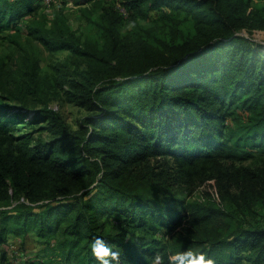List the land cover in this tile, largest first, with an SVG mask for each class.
Listing matches in <instances>:
<instances>
[{
    "label": "trees",
    "instance_id": "16d2710c",
    "mask_svg": "<svg viewBox=\"0 0 264 264\" xmlns=\"http://www.w3.org/2000/svg\"><path fill=\"white\" fill-rule=\"evenodd\" d=\"M31 4L0 0V30L16 27ZM162 5L193 11L195 20L184 30L172 19L159 49L131 44L118 29L119 9H105L94 20L101 46L82 43L64 19L52 34L28 26L50 53L69 51L74 58L63 84L71 100L90 111L76 129L36 94L42 93L39 61L24 62L9 80L0 62V246L10 233L37 228L73 264H100L91 250L97 236L121 249L120 264H152L157 255L162 264H176L187 250L214 264H237L245 253L255 264L264 261V229L230 231L223 224L227 213L217 206L189 203L180 211L174 196L129 187L132 179L145 178L144 162L173 155L182 181L214 179L227 192H243L232 198L264 199V165L218 158L235 137L264 152V47L239 35L264 29V0L130 1L142 18ZM231 105L247 115L229 132ZM28 119L47 123L40 128L51 137L14 135ZM253 187L257 195L247 190ZM210 221L218 226L202 229ZM159 231L172 235L165 241L154 236Z\"/></svg>",
    "mask_w": 264,
    "mask_h": 264
},
{
    "label": "rangeland",
    "instance_id": "374dc122",
    "mask_svg": "<svg viewBox=\"0 0 264 264\" xmlns=\"http://www.w3.org/2000/svg\"><path fill=\"white\" fill-rule=\"evenodd\" d=\"M27 1L33 5V7L28 6L32 12L28 11L19 20L16 27L11 26L0 30V62L4 63L5 70L10 71L6 74L9 80L12 76L17 77V71L24 62L39 61L41 77L39 88L42 93L36 94L47 100L53 109L60 112L66 123L73 129L77 128V123L82 118L90 114L88 108L71 100L68 82L63 84L66 79L62 75L74 71V58H71L69 51L50 53L41 41L29 34L28 26L30 24L41 27L52 34L59 19H64L67 22L64 20L62 22L71 28L82 43L92 41L101 46L103 41L99 37L94 20L105 9H119L124 17L120 19L118 29L126 36V39L137 48L154 47L159 49L162 48L161 40L166 38L165 34L172 19L179 18L182 23L181 29L184 30H192V21L195 20L193 11L179 10L164 5L148 11V14H145L146 18H142L144 14H139L130 7L131 0H96V2L93 0L88 6L81 4V0H24V2ZM255 2L262 3L263 0H255ZM88 7H91L92 11ZM16 28L21 31L19 35L14 33ZM239 35L247 36L264 47V29L253 31L242 29ZM7 87L14 88V86ZM33 101L37 102V98ZM230 109L233 114L225 122L230 127L227 129L229 132L231 127L237 130L239 123H242L247 115L239 106L231 105ZM47 125L45 122L34 123L28 119L26 123L18 125L19 130L15 131L14 135L26 134L35 139L38 137L49 139L51 137L49 132L40 128L47 127ZM235 139L236 137L232 140L229 139L227 146L224 147V152L218 157L220 161L253 168L264 165V152L250 148L243 142L236 143ZM178 166L180 165L173 155L153 156L144 162L145 178L138 176L136 179H132L129 182V187H134L135 191L139 193L146 191L151 196L164 194L174 196L182 202L178 208L180 211L186 210L189 203L217 206L227 213V221L223 224L224 226L227 224L230 231L250 228L264 229V199L250 195L245 200L232 198L230 193L238 194L242 198L243 192L236 187L229 188L230 191L227 192L225 186L214 179L203 182L182 181L178 178L177 171L180 170ZM253 188L247 190H255L254 194L257 195L256 189ZM80 193L78 192V195ZM113 219L112 216L111 221ZM111 221L110 223H112ZM185 222L175 232L182 230ZM216 225L218 226L216 221H210L204 224L202 229L209 231ZM119 228L122 226L119 225ZM171 235L172 233L165 234V232L159 231L154 236L167 241ZM51 239L50 237H41L37 228H32L23 235L10 233L6 243L0 246V264H73L65 254L55 249ZM244 256L245 258L237 264H255L253 259L247 258V253ZM257 264H264V261Z\"/></svg>",
    "mask_w": 264,
    "mask_h": 264
},
{
    "label": "clouds",
    "instance_id": "9594fccd",
    "mask_svg": "<svg viewBox=\"0 0 264 264\" xmlns=\"http://www.w3.org/2000/svg\"><path fill=\"white\" fill-rule=\"evenodd\" d=\"M91 250L98 258L100 264H120L121 249L110 245L103 236H97L91 243ZM152 264H162V257L157 255ZM176 264H214L212 259H205L203 253H194L191 250L179 253Z\"/></svg>",
    "mask_w": 264,
    "mask_h": 264
}]
</instances>
